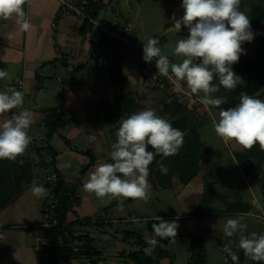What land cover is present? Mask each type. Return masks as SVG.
Instances as JSON below:
<instances>
[{"label":"crops","instance_id":"0c3cea01","mask_svg":"<svg viewBox=\"0 0 264 264\" xmlns=\"http://www.w3.org/2000/svg\"><path fill=\"white\" fill-rule=\"evenodd\" d=\"M83 1L98 3L95 17L86 11L85 15H79L68 9V6H78ZM151 1L152 4L155 2ZM175 1L183 16L182 0ZM23 7L32 24L30 31L21 32L15 16L7 21L0 20V69L15 66L18 70L14 85L7 83V77L0 79V92L11 94L22 91L24 104L19 110L27 109L34 113V122L28 129L31 143L19 157L31 165L33 182L26 184L23 191L0 212V264H36L37 250L41 252L42 245L38 248L37 242L32 244L28 241V236L36 235L28 228L39 226L44 219L41 198L33 196L31 189L38 186L40 180L35 179L37 169L52 161L48 143L56 152L51 167L59 172L70 188H76L79 198L67 218L68 223H73L72 233L74 236L88 235L93 239L95 248L100 251L97 256L99 264H136L130 260L129 254L139 250L140 245L135 239H123V232H136L148 241L152 228L145 222L154 221L157 217L165 221L184 220L190 231L177 233L176 238L160 240L167 254L155 264H180L181 259L192 264L188 235L200 233L197 222L204 227H213L222 221L224 227L228 218H264L261 215L264 213L261 210L264 209V198L252 191V199L246 201L242 188L235 186L221 190L220 181L203 170L207 158L203 153L204 140L200 127L197 132L203 149L199 171L188 183L180 181L170 159L155 156L149 165L151 199L147 203L126 199L121 209L117 199H99L84 192L82 185L88 173L100 163H112L110 153L117 140L118 121L122 116L127 118L133 113L152 109L171 121L173 118L169 113L176 109L171 101L176 99L186 106L192 118L199 119L200 115L193 110L201 103H186L169 91L145 88L142 79L147 66L139 52L103 36L93 22V19L114 24L128 22L139 39L145 41L139 29L144 20H138V0H27ZM164 27L175 30L169 22ZM179 32L188 30L182 26ZM154 38L159 39L157 35ZM160 39L163 42L165 39L167 43L166 35ZM168 57L174 63L173 57ZM53 109L63 112L71 121L49 138L46 117ZM2 115L0 118L4 120L10 114ZM90 136L96 139L90 141ZM232 143L238 153L244 152L242 146L234 141ZM86 151L94 157L92 164ZM161 164L167 169L165 173L160 170ZM86 166L88 168L83 173ZM246 176L254 181V191L261 189L264 160L258 178ZM207 192L212 195L206 198ZM205 202L207 207L203 211ZM159 206L160 213L147 215L149 210ZM177 206L182 210L181 215L176 213ZM209 211L213 214L207 213ZM42 238L40 235L38 240ZM207 246L204 264L208 262ZM226 248H234V245L223 247L224 260L229 261L230 257L225 258Z\"/></svg>","mask_w":264,"mask_h":264},{"label":"clouds","instance_id":"9594fccd","mask_svg":"<svg viewBox=\"0 0 264 264\" xmlns=\"http://www.w3.org/2000/svg\"><path fill=\"white\" fill-rule=\"evenodd\" d=\"M27 0H0V20H10L14 16L21 32H28L32 24L26 17L24 5ZM241 0H182L184 14L177 19L173 13L174 29L179 32L184 26L188 35L176 42L172 48L175 56L183 57L180 63H171L167 55L162 54L160 42L148 38L143 45V60L151 63L155 58L157 74L175 78L186 83L191 94H200L199 102L209 109L212 126L225 144L235 142L244 149L259 144L264 150V100L240 93L239 103L219 111V118L212 114V108H220L227 102L224 96L213 95L220 87L213 84L218 77L219 85L228 91L245 84L243 77L237 75L233 65L244 54L242 44L251 42L254 33L248 15L240 10ZM165 48L172 47L170 44ZM170 73L172 74L170 76ZM8 76V71L0 69V79ZM22 91L0 92V115H10L0 122V160L16 161L31 143L28 129L34 122V113L22 108ZM117 140L112 145L110 159L112 163H100L88 173L82 189L99 199H117L122 209L126 199H151V185L148 180L149 165L156 155L165 157L178 154L184 143V132L174 128L165 118L154 110L146 109L123 116L118 121ZM90 136L89 140H95ZM149 146L152 150H149ZM154 150V151H153ZM21 164L23 161H19ZM162 173L167 171L161 164ZM32 194L36 198L48 195L43 185L33 186ZM256 207L260 205L257 203ZM264 211V209H261ZM243 217L228 218L224 224V234L232 238L234 248H226L233 264H238L239 251L253 261L264 262V234L252 232L244 234L247 225ZM159 223H152V235L144 248L145 255L151 256L160 240L176 238L179 227L175 220L165 221L157 217Z\"/></svg>","mask_w":264,"mask_h":264},{"label":"trees","instance_id":"16d2710c","mask_svg":"<svg viewBox=\"0 0 264 264\" xmlns=\"http://www.w3.org/2000/svg\"><path fill=\"white\" fill-rule=\"evenodd\" d=\"M97 4V2L88 3L86 12L92 17H95L97 14ZM240 10L245 12L250 19L251 29L254 33L253 41L256 47L253 54L244 52V54L240 56L239 61L232 66L234 72L243 77L245 84L239 85L233 91H228L224 89L223 86L219 85L220 91L215 95L227 98V102L218 108L220 110L236 106L239 103L241 92H245L261 100L264 95V0H241ZM214 79L219 81L218 77H214ZM175 116H177V118H173V120L169 122L174 128L184 132V143L176 155L165 157L160 154L156 156L158 159L162 157L166 160L170 159L180 181L186 184L192 180L199 171V159L203 146L197 132L198 128L190 122L191 113L189 110L177 112ZM70 121V119L65 117L63 112L56 109L50 110L46 117V125L49 129L48 137L50 138L52 133ZM47 148L51 153V165H53L56 152L53 150L50 143L47 144ZM149 150H152L150 146ZM85 153L91 157L90 164H92L94 157L91 156V152L86 151ZM238 154L244 165L246 175L252 178H258L261 175L264 150H261L259 144H256L250 150L245 149L244 152ZM19 161H21L19 157H17L16 161L7 159L0 160V212L23 191L26 183L31 180V165L24 161L21 164ZM88 166L83 169V173H85ZM54 171L57 175L55 196L58 198L59 204L56 207V222H53L49 228L42 229V236L49 244L41 247L43 252H47V261L42 264H60L61 261L69 263L74 255L71 244L75 240L83 243V254L90 259V264H99L97 256L100 255V251L95 248L93 239L88 235L74 236L72 233L73 223H68L67 221L69 212L79 200L76 196V188H70L59 172L56 169H54ZM261 190L264 196V179L261 183ZM209 194L212 195L207 192L205 197L207 198ZM206 207L207 202L203 205V211H206ZM207 213L212 215L213 211ZM85 221L90 223L89 219ZM6 227L8 226H4V228ZM191 237L190 251L192 254V264H204L206 260V245L201 244L199 247H196L193 241L194 237ZM123 239H135L139 243L140 249L129 254L130 260L136 264L159 263L167 254L166 249L162 246V242L159 241L152 255H145L143 250L149 247V244L136 232L124 231ZM251 263L264 264V262L253 260H251Z\"/></svg>","mask_w":264,"mask_h":264},{"label":"rangeland","instance_id":"374dc122","mask_svg":"<svg viewBox=\"0 0 264 264\" xmlns=\"http://www.w3.org/2000/svg\"><path fill=\"white\" fill-rule=\"evenodd\" d=\"M139 2V18L138 20H144L143 25L139 26V29L143 33V36L145 37V41H147L148 38H154V35H157L159 37V46L162 49V54L173 57L174 63H180L183 60V57L181 56H175L173 54L172 48L175 47V44L178 40L186 38L188 35V32L180 33L175 30H168L170 27L165 28L164 25L166 23L173 24L172 16L173 13H175L176 18H179L182 16V12L176 7V1L175 0H155L153 2L151 0H138ZM170 2H173L170 5ZM136 19V17H135ZM163 35H166L167 43L162 41L160 37ZM164 43V44H163ZM170 44L172 47L165 48L164 45ZM256 44L252 40L251 42H245L242 44V48L244 49V52L247 54H253L255 51ZM5 70L8 71L7 76V83L14 85L15 80L18 77V70H16L15 66H9L7 68L4 67ZM213 84L219 86V81L213 80ZM20 91V90H18ZM152 94H160V92H151ZM216 94V93H215ZM213 94V95H215ZM262 100H264V95L262 97ZM172 103L175 104V111L169 113L172 118H177L175 116V113H179L181 111L187 110L186 106L179 103L178 100L172 99ZM199 108H195L193 111L200 115V118L197 119L191 117V123H193L199 130H201L202 137L204 140V154H206L207 161L204 164V171H208L210 176L214 177V180H219L221 183V190H225V188H232V187H239L243 190V199L246 201L251 200L252 198V191L256 196H260L262 199L264 198L262 194V190H256L254 191L252 186L254 185V181L246 176L245 168L243 163L240 160V156L238 154V150L236 149V146L229 142L228 144H225L220 137L217 136V134L214 131V128L212 126V116L209 115V111H207V108L203 105H199ZM17 112H19V108L16 109ZM204 110V111H203ZM15 112L14 110H12ZM219 111L218 108H212L211 112L213 115L216 116V118H219ZM3 117V115H0ZM0 122H3V119L0 118ZM205 158V159H206ZM56 172L54 171V168L51 167V163L47 164V166H43V168H38L36 173L35 179H40L37 184L43 185L45 188L48 189V195L44 198H41V208L44 213V219L41 224H47L48 226H51V224L55 221V218L57 217L56 213V207L59 204L58 198L55 196V188L57 184V179L52 180L53 174ZM264 177L262 178L263 181ZM33 182V178L29 180L26 184H30ZM142 204V200L139 201ZM161 203V202H160ZM137 204V203H136ZM159 204V203H158ZM264 204V203H263ZM161 212V208L156 207L155 209L149 210L147 212V215H155L157 213ZM176 213L178 215L182 214V210L180 206H177ZM264 216V213L261 214ZM172 221V220H171ZM179 225L177 229V233H187L190 231V227L188 223H186L184 220H177L176 221ZM222 221H218L215 226H206L204 227L202 223L197 222L196 227L197 231L200 233L197 234V232H194V234H189L188 238L191 241V236H193V241L196 245V247H199L201 244L208 245V262L207 264H233L231 260L225 261L224 260V252L223 247L225 245L232 246L231 239L227 237L223 232V224ZM242 223L247 225V228L244 231L245 235H248L252 232H255L257 234H264V218L263 217H251L248 219H244L241 221ZM146 225L151 226L152 223H159L158 220L154 221H146ZM44 228L49 227H41V231H39L38 234L33 236H28V241L32 244L36 243L38 244V248L40 246H45L41 243L40 240H38V237L40 235H43ZM189 228V230H188ZM30 231L32 230V227H29ZM148 235V234H146ZM198 236V237H197ZM147 239V238H146ZM207 240V244H206ZM40 242V243H39ZM41 246V247H42ZM71 247L73 248L74 255L72 256L69 263H66L65 261H61L60 264H73L74 262L76 264H90V259L87 258L83 253L82 247L83 243L80 241H73L71 244ZM42 251V249H39ZM174 251V250H173ZM36 264H41L40 261V253L37 250L36 253ZM2 264V263H1ZM180 264H187L186 260L181 259ZM238 264H252L251 259L249 257H246L242 251H239V261Z\"/></svg>","mask_w":264,"mask_h":264},{"label":"built area","instance_id":"2783aa9c","mask_svg":"<svg viewBox=\"0 0 264 264\" xmlns=\"http://www.w3.org/2000/svg\"><path fill=\"white\" fill-rule=\"evenodd\" d=\"M88 1H83L81 5H70L68 9L74 11L76 14L85 15V11L88 8ZM93 22L96 23L98 30L106 36L113 40L116 43L124 44L130 46L137 50L141 57H143V45L144 40L139 39V37L134 33L133 27L128 22L123 23H108L107 21L96 22L93 19ZM143 59V58H142ZM171 62V58H169ZM145 62V61H144ZM146 70L143 74L142 84L147 89H158L162 91H169L179 97L183 102L186 103H196L199 102V95L198 94H191L190 91L187 89L186 83L183 81H175V78L169 79V77L156 75L158 70L156 68L155 58L151 63H146ZM172 74L170 73V76ZM57 175L56 173L53 174L52 180H56ZM47 189V188H46ZM49 189V188H48ZM41 227H49L47 224H41L37 227H33L31 230L32 234H38L41 231ZM41 243L44 245H49L48 242L42 238L40 239ZM47 252H40V261L41 264L46 262L47 259ZM226 259L229 258L228 252L226 250Z\"/></svg>","mask_w":264,"mask_h":264}]
</instances>
